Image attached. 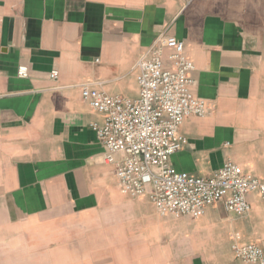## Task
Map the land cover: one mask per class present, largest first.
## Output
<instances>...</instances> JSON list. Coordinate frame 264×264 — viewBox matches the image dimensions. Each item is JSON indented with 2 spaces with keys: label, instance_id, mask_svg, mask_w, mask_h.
I'll return each mask as SVG.
<instances>
[{
  "label": "crops",
  "instance_id": "obj_1",
  "mask_svg": "<svg viewBox=\"0 0 264 264\" xmlns=\"http://www.w3.org/2000/svg\"><path fill=\"white\" fill-rule=\"evenodd\" d=\"M162 34L209 107L184 120L169 165L208 178L230 161L264 184V0H0V264H242L233 234L264 243L256 193L246 217L218 202L163 218L103 162L80 87L137 98L135 64Z\"/></svg>",
  "mask_w": 264,
  "mask_h": 264
},
{
  "label": "built area",
  "instance_id": "obj_2",
  "mask_svg": "<svg viewBox=\"0 0 264 264\" xmlns=\"http://www.w3.org/2000/svg\"><path fill=\"white\" fill-rule=\"evenodd\" d=\"M134 68L135 99L110 97L93 84L80 87L83 102L102 116L101 123L89 128L104 147L103 162L113 167L119 193L129 199L145 196L158 216L173 219L197 220L218 202L235 217H246L250 193H256L264 206V184L242 174L230 161L208 178L192 177L169 165L170 157L186 143L179 134L184 120L209 113L205 101L192 93L195 68L184 55L182 42L160 35ZM17 76L27 77V69L19 67ZM57 76L52 71L49 78ZM230 249L242 264H264V243L243 245L235 233Z\"/></svg>",
  "mask_w": 264,
  "mask_h": 264
}]
</instances>
